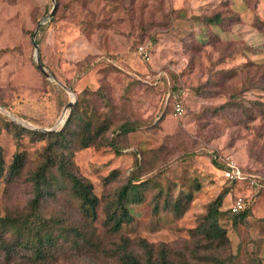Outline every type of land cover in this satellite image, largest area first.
<instances>
[{
	"label": "rangeland",
	"instance_id": "rangeland-1",
	"mask_svg": "<svg viewBox=\"0 0 264 264\" xmlns=\"http://www.w3.org/2000/svg\"><path fill=\"white\" fill-rule=\"evenodd\" d=\"M216 11L224 23L204 25L202 18ZM256 16L264 22V0H0V105L14 116L0 110L7 163L19 148L28 167L34 166L45 142L26 133L18 147L5 118L30 130L28 124L55 130L77 105L95 121L109 120L108 136L121 122H135L136 130L117 138L119 152L104 145L74 155L100 198L92 230L104 237L103 202L134 171L149 181L143 201L130 205L132 221L116 238L164 242L189 255L194 247L189 230L229 184L212 157H228L264 179V115L253 113L252 119L246 113L253 102H264V92L249 85L247 74L248 67L264 63ZM33 39L50 76L37 67ZM140 44L148 47V61L136 51ZM174 95L182 100L181 115L173 111ZM69 101L74 102L59 122ZM112 170L119 177L104 185ZM186 192L192 199L182 215L164 207V199ZM30 196L27 185L8 188L0 179V213L26 210ZM238 196L251 200V213L237 224L221 220L230 240L221 255L230 257L226 264H264V190L238 181L222 209ZM51 264L118 263L102 254L60 255ZM191 264L211 263L195 258Z\"/></svg>",
	"mask_w": 264,
	"mask_h": 264
},
{
	"label": "trees",
	"instance_id": "trees-1",
	"mask_svg": "<svg viewBox=\"0 0 264 264\" xmlns=\"http://www.w3.org/2000/svg\"><path fill=\"white\" fill-rule=\"evenodd\" d=\"M224 19L221 12L216 11L204 16L202 22L217 26L222 25ZM253 24L264 37L262 19L256 16ZM247 74L249 85L264 92V63L260 67H248ZM84 95L85 90L77 94L78 98ZM253 106L246 110L252 119L257 117L253 113L264 115V102H253ZM77 108V105L72 106L62 126L52 132L30 130L5 118L4 127L11 131L18 147L21 135L26 133L30 139L42 140L45 144L32 167H28L27 155L19 148L7 163L0 145V179L8 188L16 184L27 185L31 195L26 210L0 213V264H51L60 255L93 257L102 254L111 256L118 264H191L195 258L211 264L230 261V257L221 255L230 242L221 220L225 217L237 224L251 213V200L238 212L231 211L229 206L222 209L225 196L238 182L233 179H226L229 184L207 204L205 212L189 230L194 243L189 255L164 242H148L144 238L131 241L121 235L116 238L122 226L132 221L130 205L143 201V187L149 181L148 178L140 180L134 171L115 186L103 202L102 224L106 234L97 238L92 223L98 217L100 198L95 194L91 180L78 171L74 155L89 146L107 145L119 152L117 138L125 137L138 126L125 120L115 126L113 136H108L109 120L95 121ZM134 163H137L136 159ZM212 163L218 169L224 167L214 156ZM246 173L254 175L264 190V179ZM118 177V171L112 170L103 178V183L108 185ZM191 199V192L179 194L173 200L164 199V207L169 206L176 216H180L187 210ZM46 208L50 209L49 214L43 213Z\"/></svg>",
	"mask_w": 264,
	"mask_h": 264
},
{
	"label": "built area",
	"instance_id": "built-area-1",
	"mask_svg": "<svg viewBox=\"0 0 264 264\" xmlns=\"http://www.w3.org/2000/svg\"><path fill=\"white\" fill-rule=\"evenodd\" d=\"M136 51L139 57L142 58L143 60L148 61L150 59V52L146 44L138 45L136 47ZM172 107L176 115H181L184 112L182 100L179 98V95L173 96ZM214 157H217L220 160V162L224 164V167L220 170H221L222 175L225 177V179H231V180L233 179L237 181H247L257 190L260 187H262V185L258 182V180L256 179L254 175L244 172L236 163H234L228 157L222 158L216 155H214ZM248 201L249 200L244 199L241 196H238L232 200L229 207L231 211L238 212L240 210H243L246 207Z\"/></svg>",
	"mask_w": 264,
	"mask_h": 264
},
{
	"label": "water",
	"instance_id": "water-1",
	"mask_svg": "<svg viewBox=\"0 0 264 264\" xmlns=\"http://www.w3.org/2000/svg\"><path fill=\"white\" fill-rule=\"evenodd\" d=\"M54 9H55V6H53L50 14H49V17L52 16L53 12H54ZM36 31L33 33V38L35 37V34H36ZM33 45H34V48L36 50V63H37V67L39 68V70L45 75V76H50L49 73L45 70V68L43 67L42 65V62L40 60V57L38 55V45L36 43V41L33 39ZM67 91H70V89H68L67 87L63 86ZM74 101H69L63 108L62 110V113H61V116L59 118V122L62 121L64 115H65V112L66 110L73 104ZM0 110L2 112H4L5 114H7L8 116L14 118V116L9 113L8 111H6L3 107V105H0ZM29 128L33 129V130H37V131H40V132H52L54 129L51 128V129H46V128H41V127H38V126H34V125H31V124H28L27 125Z\"/></svg>",
	"mask_w": 264,
	"mask_h": 264
},
{
	"label": "bare ground",
	"instance_id": "bare-ground-1",
	"mask_svg": "<svg viewBox=\"0 0 264 264\" xmlns=\"http://www.w3.org/2000/svg\"><path fill=\"white\" fill-rule=\"evenodd\" d=\"M64 122V121H63Z\"/></svg>",
	"mask_w": 264,
	"mask_h": 264
}]
</instances>
